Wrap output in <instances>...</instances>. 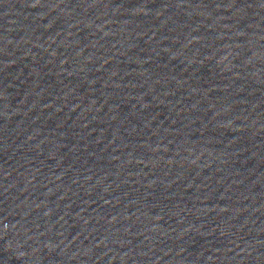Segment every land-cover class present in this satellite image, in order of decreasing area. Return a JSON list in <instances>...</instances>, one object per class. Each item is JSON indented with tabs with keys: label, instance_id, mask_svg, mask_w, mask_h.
<instances>
[{
	"label": "water",
	"instance_id": "95a60500",
	"mask_svg": "<svg viewBox=\"0 0 264 264\" xmlns=\"http://www.w3.org/2000/svg\"><path fill=\"white\" fill-rule=\"evenodd\" d=\"M264 88V0H169Z\"/></svg>",
	"mask_w": 264,
	"mask_h": 264
}]
</instances>
